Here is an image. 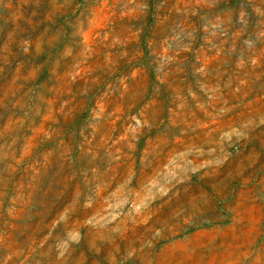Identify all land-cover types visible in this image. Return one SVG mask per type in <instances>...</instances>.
I'll return each instance as SVG.
<instances>
[{
	"label": "rangeland",
	"instance_id": "rangeland-1",
	"mask_svg": "<svg viewBox=\"0 0 264 264\" xmlns=\"http://www.w3.org/2000/svg\"><path fill=\"white\" fill-rule=\"evenodd\" d=\"M0 264H264V0H0Z\"/></svg>",
	"mask_w": 264,
	"mask_h": 264
}]
</instances>
